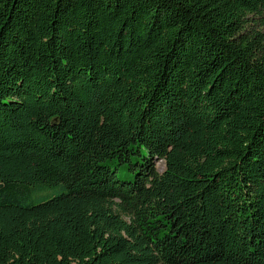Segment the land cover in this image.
<instances>
[{
  "label": "trees",
  "instance_id": "1",
  "mask_svg": "<svg viewBox=\"0 0 264 264\" xmlns=\"http://www.w3.org/2000/svg\"><path fill=\"white\" fill-rule=\"evenodd\" d=\"M0 264H264V0H0Z\"/></svg>",
  "mask_w": 264,
  "mask_h": 264
},
{
  "label": "rangeland",
  "instance_id": "2",
  "mask_svg": "<svg viewBox=\"0 0 264 264\" xmlns=\"http://www.w3.org/2000/svg\"><path fill=\"white\" fill-rule=\"evenodd\" d=\"M155 164H156V167H157V169H158V171H159L160 173L164 171L165 166H164V164H163L161 161L156 162ZM61 193H62V189L59 188V189L56 190V191H53V192L50 191V193H48L47 195H45L44 198H42V197H39V198H42V199L47 200V199H50V198H52V197H56V196L60 195ZM39 198L37 197V200H38ZM42 199H40V200H42Z\"/></svg>",
  "mask_w": 264,
  "mask_h": 264
}]
</instances>
